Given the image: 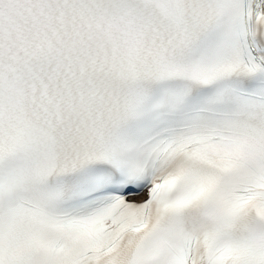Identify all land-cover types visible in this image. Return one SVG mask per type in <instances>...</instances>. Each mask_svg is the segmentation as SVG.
<instances>
[{
	"label": "snow or ice",
	"instance_id": "6c2138e0",
	"mask_svg": "<svg viewBox=\"0 0 264 264\" xmlns=\"http://www.w3.org/2000/svg\"><path fill=\"white\" fill-rule=\"evenodd\" d=\"M0 264H264V0H0Z\"/></svg>",
	"mask_w": 264,
	"mask_h": 264
}]
</instances>
